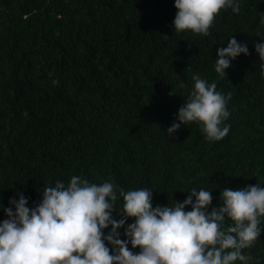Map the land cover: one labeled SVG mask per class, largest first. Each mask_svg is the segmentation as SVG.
<instances>
[{"label": "trees", "instance_id": "16d2710c", "mask_svg": "<svg viewBox=\"0 0 264 264\" xmlns=\"http://www.w3.org/2000/svg\"><path fill=\"white\" fill-rule=\"evenodd\" d=\"M239 7L221 9L204 36L172 29L173 0H0V206L20 192L34 207L44 185L74 174L154 190L153 207L195 186L210 189L211 209L224 188L260 183L264 75L253 45L264 39V0ZM231 35L249 54L220 77L216 49ZM194 73L231 93L218 141L196 122L164 132ZM243 251L248 264L264 259V230Z\"/></svg>", "mask_w": 264, "mask_h": 264}, {"label": "clouds", "instance_id": "9594fccd", "mask_svg": "<svg viewBox=\"0 0 264 264\" xmlns=\"http://www.w3.org/2000/svg\"><path fill=\"white\" fill-rule=\"evenodd\" d=\"M173 7L172 29L204 36L221 9L240 11L239 0H173ZM253 48L264 75V39ZM240 54L248 55V46L231 35L226 46L216 49L214 71L225 77V69ZM192 81V90L164 132L170 136L196 122L205 139L218 141L229 132L224 121L231 93L217 91L215 81L199 74ZM153 191L125 190L111 178L95 183L74 174L67 183L44 185L40 201L31 208L28 197L17 192L8 206H0L6 217L0 220V264H248L252 253L243 250L264 230V178L258 184L224 188L211 209L208 188L193 186L182 201L154 207ZM127 218L134 219L126 224ZM137 246L139 251L133 252ZM252 264H264V259Z\"/></svg>", "mask_w": 264, "mask_h": 264}]
</instances>
